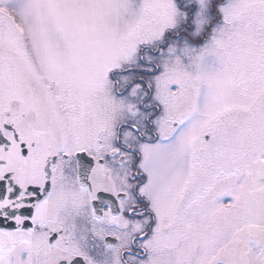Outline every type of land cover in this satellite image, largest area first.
Returning <instances> with one entry per match:
<instances>
[{"label":"snow or ice","instance_id":"1","mask_svg":"<svg viewBox=\"0 0 264 264\" xmlns=\"http://www.w3.org/2000/svg\"><path fill=\"white\" fill-rule=\"evenodd\" d=\"M0 264H264V0H0Z\"/></svg>","mask_w":264,"mask_h":264}]
</instances>
